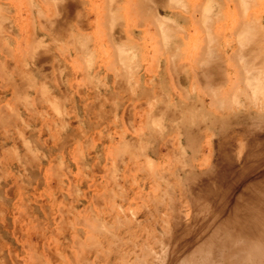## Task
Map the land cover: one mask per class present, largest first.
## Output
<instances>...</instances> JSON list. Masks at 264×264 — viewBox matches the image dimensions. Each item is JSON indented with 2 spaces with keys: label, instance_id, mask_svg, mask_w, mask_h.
<instances>
[{
  "label": "rangeland",
  "instance_id": "rangeland-1",
  "mask_svg": "<svg viewBox=\"0 0 264 264\" xmlns=\"http://www.w3.org/2000/svg\"><path fill=\"white\" fill-rule=\"evenodd\" d=\"M32 1L35 11L42 12L41 16L54 9L58 12L52 20H48L51 27L41 20L51 30L32 34L36 41L28 49L35 55H29L31 52L26 51L28 42H25L33 32L32 20L29 22L31 27L27 20L28 7L32 9L31 0H0V69L5 73L0 72L4 76V79L0 77V264H174V259L179 261L184 258L183 262L189 264L187 257L191 256L188 253H191L192 247L198 245V242L210 241L209 234L204 229L207 225L215 227L217 221L212 223L215 216L218 221H225L227 226L233 227L232 218L230 220L227 217L236 212V209L243 221L246 220L245 214L251 210L254 213L256 206L259 208L261 205L262 208H256L255 213L263 214L264 193L260 197L261 194L257 192L264 191L261 190L264 183V163L262 166L260 164L264 157L261 155L264 142L260 138L264 137V83L261 85L263 91H260L259 98L254 100L260 106L253 102L251 109H241L238 112L224 110L223 113L211 107L204 110L198 105L200 97L196 92L200 91L201 84H206L205 79L208 82L214 81L190 75L186 78L182 74V68L175 76L169 69L171 77L177 76L178 86L174 85L177 83L174 78L171 83L170 76H167L166 54L169 50L165 44L157 51L154 36L145 32L144 25L138 26L131 17H123L121 22L124 31L127 24L131 31H135L131 32L134 37L127 32L124 39L127 38L129 45L125 48L123 42L115 41L112 34L118 29V24L114 23V27L104 21L107 36L111 38L108 45L112 43L110 46L116 47L115 51L107 45L106 34L101 37L106 28L100 29V25L104 26V23L99 25L97 19L98 11L101 10L100 0H93L92 4H87L83 9L78 6L79 13L82 11L84 14L83 22H79L80 27L87 29L84 22L91 26L83 34L72 23H69L71 28L67 25L60 30L56 22L64 11L60 2ZM233 1L208 0L215 11L221 12L215 22L231 28L234 17L241 13L232 5ZM29 2L31 5H28ZM187 2V5L193 6L199 0ZM255 3H242L245 11L243 16L249 19V16L252 18L251 14L256 15L258 12L264 16V0H256ZM66 5L67 12L72 13L74 10L75 15L78 13L74 8L75 2ZM10 10L14 12L11 13ZM47 13L46 17L49 15ZM173 13L170 18H176L174 21L177 25L190 33L194 31L196 24L193 18L188 16L182 19L176 16L174 10ZM14 16H17L16 23L19 26L14 27ZM259 23L264 34V18H260ZM28 28H32L31 32ZM177 29L176 25L170 28L172 31ZM197 31L198 37L186 39L185 46L181 49V61L188 69L191 59L197 55L194 46L200 40V30ZM13 32L16 37L11 34ZM83 39L88 41L87 46ZM71 40H76L74 44H83L76 45V51ZM2 41H7L8 45L3 46ZM71 42L75 48L70 45ZM226 47L229 52L234 48L232 45ZM22 48L26 51L24 54ZM121 48L128 50L130 59L137 60H131L132 66L129 63L121 65L119 58L124 52ZM110 49L115 51L114 59L121 54L117 60L113 59L112 64L108 60L113 58ZM27 52L31 58H27ZM21 53L23 58L19 57ZM42 58L44 61L40 60ZM20 59L21 62L15 61ZM20 63L23 67L18 66ZM108 64L114 67L111 68ZM19 67L25 74L28 72L30 79L25 74L21 75L22 69ZM119 67L121 72L117 70ZM224 70L229 77L235 71L231 65L224 67ZM124 71L130 73L127 81L124 75L118 74ZM5 79L11 80L7 83ZM122 79L124 81L121 82ZM176 87L177 90L183 89L184 95L190 94L192 100L183 102L179 94H175ZM183 90L178 92L183 93ZM171 97L176 98L182 107L173 114L171 110L161 108L169 103ZM208 99V96H201L200 102L204 100L208 103ZM145 111L150 112L144 115L149 114L148 117L143 116ZM220 114L224 119H219ZM236 114L245 116H242L243 128H240L241 123L236 125ZM145 118L152 122V126L151 122H145ZM232 129H236V133L230 143V153H233L232 159L236 161L237 167L222 175L223 168L220 169L218 162L224 145L218 139L223 135H231ZM170 136L176 137L174 139L178 141H169L171 146L163 143ZM179 138H182L181 142ZM173 148L174 151L175 148L178 150L176 149L175 156L171 159ZM258 150L261 158L258 157ZM253 154H257V157ZM256 164L258 169H254ZM242 167H248V171ZM239 178L246 180L240 181ZM253 179H258L255 180L256 185L251 184ZM241 185L245 189L248 186L245 193ZM249 186L252 187V193L257 195L249 192ZM240 190L244 193L243 197L237 195ZM246 192L251 193V197L250 194L245 196ZM258 195L261 198L259 200L254 197ZM222 197L229 200L223 201ZM236 197L239 200L247 199L239 201ZM248 197L251 198L250 201ZM247 200L250 205L254 202L255 208L252 206L253 209H250L249 204H246ZM239 202H244L241 205H246V209ZM233 205L236 206L235 210ZM237 206L243 211L238 210ZM203 218L209 221L206 223L207 220ZM186 225L187 228L192 227L186 230ZM184 230L187 231V238L182 237ZM186 241L191 245L186 246ZM219 243L217 245L221 246V242ZM217 245L212 247L219 249ZM205 248L207 246H204L202 252H198L201 255L199 260L195 253L198 261L208 255ZM184 250L188 252L185 253ZM258 256L264 259V252L258 251Z\"/></svg>",
  "mask_w": 264,
  "mask_h": 264
},
{
  "label": "bare ground",
  "instance_id": "bare-ground-1",
  "mask_svg": "<svg viewBox=\"0 0 264 264\" xmlns=\"http://www.w3.org/2000/svg\"><path fill=\"white\" fill-rule=\"evenodd\" d=\"M24 1H26V0H24ZM52 1L53 2L55 1L56 3L60 2L63 5V7H64V11L65 12H67V5L66 4H71V3L75 2L74 8H75V11L78 12V13L75 15L74 14V10H72V13L71 12L65 13L63 11L62 14L60 15V17L57 18L56 22H57L58 26L60 27V30L66 28L67 25L70 27L69 23H72L73 25L78 26L79 31L82 32V33H80V32L79 33L83 34V32H85L86 27L85 28L80 27L81 24H79V22L80 21L83 22L84 14H82V11L79 13L78 6L80 8L82 7V9H83V7H86L87 4H90V3L92 4L93 0H78V2H76L74 0H52ZM195 1H197V0H195ZM27 2H28V0H27ZM31 2H32V9L28 7V16H29L30 19L27 17V20H29L28 23L30 22V20H32L31 22H32V25H33V29L32 28H30V29L28 28V30L31 32V29H32L33 32H31L30 34H31V36H33L32 34L34 32L35 33L38 32V31L47 32V29H50V28H48V27L46 28V26L43 25L42 23L46 22L48 24V20L49 21L52 20L54 15L57 16L58 12H56L55 9H54V11L51 10L52 13L50 11H47V12H49V15L50 14H52V15L51 16L47 15V17H48L47 18L45 15L48 14V13L46 12V14L44 13L45 15H42L43 17H46V18L42 19V18H40V17H42L41 14H40L41 11L37 13V11H35V9L33 8L34 7V4H33L34 1L31 0ZM244 2L245 3H251L252 5L256 4L255 3L256 0H234L232 2V5L235 6L238 9V12L240 11L241 13L238 16L234 17V19L232 21V24L230 26L231 28H229L227 26H224L222 23L215 22L216 20L218 21V18L221 15V12L219 10L215 11L213 9V6H212L213 4L211 5L210 3H208V0H206V1L199 0V2L195 3L193 6L192 5L191 6L187 5V3H188L187 0H124L123 2L121 0H100L101 10L98 11L97 19L99 20V25L102 24V22L104 23V21L105 22L108 21V23L112 24L113 26L116 23L118 24V29H115L112 32V34H114V36L116 38L115 41H122L123 42V46H125V48H126V45L127 46L129 45L128 40H126L127 38L124 39L126 34H128L127 32L131 33V32H135V31H133V30L131 31V28H129L128 24H127L128 27L126 28V31H124V29L122 27V22H121L123 20V17L124 16H126L127 18L131 17L134 21H136V24L138 26L139 25H141V26L144 25L143 29H145V32L148 33V34H151L152 37L154 36L153 37L155 39L154 47L157 48V51H160L162 49V46L164 47L165 44H166L165 46L169 50L168 53L166 52L167 53L166 54L167 55L166 58H167V64H168V66L166 65L168 70H167V68H166V70L169 73V75H167L168 77L170 76V72H169L170 70H172V72L174 73V76H175L176 73H177V75L179 74V70L180 69L184 68L181 71H182V74L183 73L185 74L186 78H187V76L190 75V76H193V77L199 78V79H201V78L204 79V77H207V79H212L214 81V82H208L205 79L204 81H206V82H204V83H206V84L205 85L201 84L202 87H201L200 91L198 90V92H196L197 95L200 97L199 100H198L199 107L202 106L201 108L204 109V110L206 108L209 109L211 107L213 109H216L218 112H223V113H225L224 110H229V111L232 110V112H238L241 109L249 110V109H251V107H253V106H250V105H253L254 100L259 98L258 95H260L259 93L261 91V88H263V87H261V85L264 83V78H263L264 77V34L261 31L262 30V25L259 23V19L260 18L261 19L264 18V16H262V13H260V12H258L256 15L251 14L252 18L249 16V19L246 18L245 16H243L245 14V11H243L242 3H244ZM28 5H31V3L29 2ZM4 9H5V11L7 10V12H9L8 9H6V8H4ZM4 9H2V10H4ZM29 10H31V11H29ZM88 10H89V7H88ZM173 10L175 11V14H176V16L178 18L180 17L182 19H185L188 16H190L191 18L194 19L196 26L193 27V29H194L193 32L190 33L189 31L184 30V28L182 29L179 25H177L175 23L174 20L176 18L175 19L170 18V17H172ZM263 10H261V12ZM10 11L12 13L13 10H10ZM223 11L225 12V10H223ZM235 12H237L236 9H235ZM224 15H225V13H224ZM34 16H35V19H34ZM229 19H231V18L229 17ZM9 20H10V18L7 21H9ZM12 20L15 22V23L13 22L15 24L14 27L16 25L19 26L18 23H16L17 16H14V18ZM41 20L44 21V22L41 23ZM214 22H215V24H214ZM105 24L106 23H104V26L100 25V29L101 28H104V29L106 28V30H104L105 33L104 32L101 33V37L105 36L104 34H106L105 41H108V43H107V45H108L109 42H111V41H109L111 38L109 39V37L107 36L106 32H108V31H107V27H105ZM123 24H124V22H123ZM213 24H214V26H213ZM48 25H49V27H51L50 25H52V24H48ZM84 25L87 26V29H88V27H91L90 25H87L85 22H84ZM174 25H176L179 29H177L175 31L170 30V28L173 27ZM29 26L31 27L30 23H29ZM82 26H83V23H82ZM109 28H111V27H109ZM3 29H5V28H3ZM10 29H11V27H10ZM75 29H77V28H75ZM5 30H8V29H5ZM146 30H148V32ZM179 30H181L182 33ZM197 30H200V40L194 46L195 50H196L195 52H196L197 55H195L191 59L190 68L188 69L187 66L185 68L186 64L181 61L182 58H180V57L183 54V53H181L182 52L181 49H182V46H185V40L186 39H188L190 37H193V36L198 37V31ZM12 31L13 30L11 29V32ZM19 31H21V30L19 29ZM8 32H10V30H8ZM14 32H15V30H14ZM14 32L11 33V34L14 35ZM71 35L74 36L73 33H71ZM71 35H69V38H70ZM76 36H79V35H76ZM131 36L134 37V34L132 35V33H131ZM14 37H16V36L14 35ZM30 37H28V40L25 41V42H28V43H26L27 45L26 44H24V45L29 46V45H32L34 41H36L35 40L36 39L35 36L31 37V39H30ZM85 37H87V35ZM88 39H89V37H88ZM97 39H99V38H96V40ZM3 40H5V39H3ZM83 40L85 41V39H83ZM112 40H114V39L112 38ZM71 41L73 42V44H74V41L76 43V40H71ZM89 41H91V40H89ZM6 42L5 43L3 42L4 44L2 43L3 46L5 44H7ZM38 42H40V41L38 40ZM72 42L70 44L71 46H73ZM87 42L85 41L84 44H86ZM92 42H93V39H92ZM78 44L79 43L74 44V45L76 46ZM82 44H83V42H81V45ZM87 44L85 46H87ZM111 44L112 43H110V45ZM24 45H23V47L25 48ZM45 45L47 46L48 44H45ZM110 45H108V46H110ZM227 45H232L234 47L231 52L227 51V48H228V47H226ZM30 47L31 46L26 47V48L30 49ZM41 47H43V46H41ZM111 48H112V50H113V48H114V50L116 49V47H111ZM222 48H224V49L221 50ZM29 49L26 50V51H28V52L30 51L31 52V50H29ZM84 49H87V48H84ZM2 50H3V48H2ZM22 50H23V48H22ZM112 50L110 49V51H112ZM14 51H16V50L14 49ZM24 51L25 50L22 51L23 54L26 52V51L25 52ZM76 51H77V46H76ZM115 51L114 52L112 51L113 58L112 57H111L112 59L110 58V56L112 55L110 53L111 54L109 56L110 59H108L110 61L109 63H111V64L113 63L114 60H117L119 58V56H121V54L118 55V57L116 55V57H115L116 59H114ZM121 51L122 52L124 51L123 55L119 58L122 61V64H121L122 66L125 65V64H128V63H129L130 66H132V61H137V60H134L135 58L133 60L130 59V56L128 55L129 54L128 50H124L123 48H121ZM28 52L26 53L27 54V58H29V57L31 58V56L28 57ZM32 52L29 55H35L36 54L34 52H33L34 54H32ZM22 53L19 56V57L22 56L21 58H23V54ZM37 53H39V52H37ZM158 55H159V52H158ZM14 57L19 59V57H16V56H14ZM32 59H34V58H32ZM21 60L22 59H20V61H17V60H15V61L16 62H21ZM40 60L44 61V58H42ZM156 62H155V66L154 67H156V65H157ZM20 65H22V67H23V64L20 63L18 66H20ZM108 65L111 66V68L114 67V65H110V64H108ZM230 65L234 67L235 71H234V73L230 74V77H229L228 76V72L224 70V67H227V66H230ZM118 66L116 68H118ZM16 67H12V68L16 69ZM8 68L11 69V67H8ZM19 68H18V70H19ZM21 69L22 68H20V70ZM29 69H27V71ZM119 69H117V70L121 72V68L120 67H119ZM18 70H17V72H18ZM1 71H2V69H0V72ZM2 72H3V74H5L4 71H2ZM12 72L16 74V72L14 70H12ZM22 72H21V75L25 74V71H23V69H22ZM114 72L117 73L116 70ZM26 73L28 74V72H26ZM3 74L0 75L1 78L4 77ZM6 74H7V72H6ZM27 74H25V75H27ZM118 74H120L121 76L124 75V77H125V79L127 81V78L129 76L128 74H130V73L124 71V73L123 72L122 73L118 72ZM118 74H116V75H118ZM174 76L173 77L170 76L171 83L173 81L172 78L175 79L174 81L178 80V79L176 80L177 76L176 77H174ZM27 77H28V75H27ZM124 77H122V78L124 79ZM157 77L159 79V76H157ZM22 78H23V76H22ZM2 79H4V78H2ZM6 79H7V76H6ZM6 79H5V82L7 81ZM28 79H30V78L28 77ZM123 79L121 80V82L124 81ZM10 80H8L7 83ZM25 80H26V78H25ZM2 82H3V80H2ZM7 83H6V85H7ZM138 84H139V82H137V85ZM154 84H156V83H154ZM174 85L178 86V81H177V83L175 82ZM174 85H173V88L175 89ZM181 85H179V86H181ZM190 85L192 87L193 83L190 84ZM147 87H146V89H147ZM177 89L178 88L176 87V90H174L175 94L176 93L179 94L178 96L183 102H186L187 100H192V97H191L190 94L184 95L185 93H184L183 89H179V90H177ZM152 90H153V88H152ZM181 90H183V93L178 92V91H181ZM145 94H147V93H145ZM193 95L194 94H192V96ZM201 96H208L209 97L208 100H210V101L208 103H205L204 100H201V102H200ZM195 101H197V100H195ZM168 104H165L163 107L161 106V108H162V110H164V109L168 110V111L171 110L170 111L171 114H173V112H178V110H180L182 108L181 105L177 103V99L174 98V97H171V100L169 101ZM255 104H257V103H255ZM257 105L260 106V103L257 104ZM255 107H256V105H255ZM256 109H259V108L256 107ZM146 112L150 114L149 111H145V113H143V116L146 114ZM149 114H147V115H149ZM146 116H144V117H146ZM237 116H238V118L236 120V125H238L239 123L243 122L244 121L243 117H245L244 115H239V114ZM214 117L216 118L217 116H214ZM218 117H219V119H224V118H222L223 117L222 114L218 115ZM158 119H159V116L157 117V120ZM157 120H155V122ZM143 121H144V119H143ZM145 122L150 124L151 121H147L146 118H145ZM246 122H248V121H246ZM148 124H146L147 127L149 126ZM142 125H143V122H142ZM146 125H144V126H146ZM150 125L152 126V122H151ZM243 126H244L243 123H241L240 124V128H243ZM235 130L236 129H232L231 130L232 131L231 135H229V136L223 135V136H221V138L218 139V142L220 144L223 143L222 145H224V146H222L223 150L220 153V154H222L221 155V160H220V162H218V163H220L219 164L220 165V169L223 168L222 175H224L226 173H229L230 171L234 170V168L237 167L236 166V161H234L232 159V154L233 153H230V151H231L230 143L233 142V139H234L233 137H234V135L236 133ZM241 131H243V130H241ZM250 132L254 133L253 131H250ZM174 138H176V137H174V136H170L169 138L167 137V138H165L163 143H165L167 145L169 143V141L172 143L171 140H174V142L176 143L177 139L175 141ZM260 138H261L262 142H264V137H260ZM181 141H182V138H179V142H181ZM171 143H169L170 146H171ZM131 145H132V143H131ZM174 145H176V144H174ZM174 145L172 147H174ZM176 146H179V145H176ZM182 148H183V146H182ZM176 149L177 148H175V151H174V148H173V150L171 149V152H172V155H173V156H170L171 159L175 156V152L178 150V149L177 150ZM259 150L257 151V154L259 153ZM173 152H174V154H173ZM239 152H240V150H239ZM178 153L179 152H177V154ZM254 153H256V151ZM164 154H166V153H164ZM177 154H176V158L178 156ZM257 154H253V155L254 156L256 155V157H257ZM259 154H258V157H259ZM261 155H262V157L264 156V151L261 153ZM206 157L209 158V155L207 156V153H206ZM137 158H138V156H137ZM179 158H180V156H179ZM259 158H261V157H259ZM255 159H257V158H255ZM262 160H263V162H261V163L258 162L257 163L259 165V167H261L263 165L262 163H264V157H263ZM174 162H175V160H174ZM259 163L261 164V166H260ZM258 165H257V167L254 166V169L255 168L258 169ZM247 168H243V169L247 170ZM250 169L253 170V167H250ZM262 171H264V170H262ZM170 175H171V173H170ZM171 178H173V176ZM240 179L243 180L244 178H239L238 180H240ZM258 179L260 181V178H258ZM258 179H255V180L257 181ZM244 180H246V179H244ZM255 180H254V182L249 181V183L251 182V184H253V183L255 184L256 183ZM235 181H236V179H235ZM235 181H234V183H235ZM236 186H238V185H236ZM244 186H246V185H244ZM247 187L248 186H246V189H247ZM253 187L255 188L256 186H253ZM262 187L263 188L262 189L260 188V189L264 190V183H263ZM243 188L240 187V189H242V190H243ZM249 188H250L249 189V192H250L252 190V187L249 186ZM246 189L244 188V191H243L244 193H245ZM260 189H258V191ZM229 190L231 191V189H229ZM229 190H227V192ZM253 191H255V190L253 189ZM243 192L242 191L240 193L237 192L238 193L237 195L238 196L241 195L243 197L244 196ZM242 193H243V195H242ZM251 193H252V191H251ZM251 193H249L250 197H251ZM255 193H256V191H255ZM257 193L258 194L260 193L261 195L260 194L259 195L261 197V196H263L264 191L262 193L261 192H257ZM257 193L256 194L252 193V194L253 195H257ZM228 194H230V193H228ZM246 194H247V192H246ZM246 194H245V196L249 195V194H247V195ZM253 195H252V197H253ZM259 195L258 196H254V197H258L257 199L259 200V199H261V198H259ZM223 196L226 197L228 195H224L223 194ZM225 197H222L223 201H224V199H226ZM236 198H238V197H236ZM236 198H234V199H236ZM241 199L242 200H239V198H238L239 201H243V200L245 201L247 199V197H246V199L245 198H241ZM248 199L250 201L251 198L248 197ZM252 199L255 200L254 198H252ZM257 199H256V201H257ZM226 200H229V198L226 199ZM238 200H237V202H238ZM221 201H219V203ZM249 201L246 202V204H249L248 206L251 207L250 209L255 208L254 207L255 206L254 202L252 203V205H250ZM256 201H255V203H256ZM235 202H236V200H235ZM235 202H232V203H234V205H238V203L235 204ZM241 203H244V202H241ZM241 203L239 205H241ZM258 203L259 202L257 201L256 204L258 205ZM234 205H233V207H235V208H233V209L235 210L236 206H234ZM262 205H263V203H262ZM217 206H219V204ZM252 206H253V208H252ZM239 207L240 206H237L238 210H241V209H239ZM244 207L246 209V205ZM260 207L262 208L261 205L259 206V208ZM228 208H229V205H228ZM256 208H258V207L256 206ZM224 209H226V207ZM224 209H223V211H224ZM255 209H254V213H253L252 210H251L252 213H250L251 211L249 210L250 212H248V214L244 211V214L245 213L247 214V215L245 214L246 218L244 217V219H246V220H244V221L241 218H239L240 217V215H239L240 213H237L238 211L236 209L235 210L236 212L232 213L230 216L227 217L228 219L232 218V220L231 219L230 220L233 221V227L230 226V225L227 226L225 221H218L217 216H215V219L213 221L210 220V222L212 221V223L217 221L215 227L212 228L211 226L207 225V227H205V229L207 228L206 230L204 228H202V229H204V231H207V233L209 234L208 238L210 239V241L198 242L199 244L198 245L196 244V246H195L196 248L194 246L193 247L191 246L192 247V251L190 250L191 253H188L189 255L191 254V256H188L189 258L187 257V260L189 259V261H190L189 264H264V259L262 257L258 256V251L261 250V251L264 252V211H263V214L260 213L259 210L257 211L259 213H255V211H256ZM234 210H232V211H234ZM241 211H243V209ZM260 211H261V209H260ZM224 214L225 213L223 212V215ZM261 214H262V216H261ZM191 217H193V215ZM191 217H190V219H191ZM206 218H208V216ZM209 219H211V218H209ZM233 219L234 220L236 219L237 221L234 222ZM206 220L205 221L207 223L209 220L208 219H206ZM199 221H200V219H199ZM205 221H204V223H205ZM178 222L181 223V221H178ZM206 223H205V226H206ZM228 223H230V222H228ZM254 224H257V226L254 225ZM202 225H203V222H202ZM191 227H192V225H191ZM191 227L189 226L187 228V225H186L185 229L189 230ZM228 227H232V228L228 229ZM251 228H253V229H251ZM175 229H176V227H175ZM176 231H177V229H176ZM186 234H187V231L184 230V233H183L182 237L185 238ZM204 235H205V233H204ZM199 236H201V235H198V237ZM182 237H181V239H182ZM203 239H205V237ZM179 240H180V238H179ZM188 242L186 241V243H187L186 246L187 245H191V244H188ZM219 242H221V246L217 245ZM216 245L218 247H220V248L216 249L217 247L216 248L212 247V246L215 247ZM172 246H173V244H172ZM204 246H207V249L205 248L204 251H206V253H208V255L205 253L206 254L205 259L202 258V260L198 261L200 259V256H201V255H199L200 253H198V252L201 251L204 248ZM189 248H190V246H189ZM193 248H195V249H193ZM175 251H173V252H175ZM150 252L152 253L151 249H150ZM176 252H175V255H174L175 257H177L176 256L177 255ZM184 252H185V250H184ZM186 252H188V251H186ZM185 253H184V256H185ZM195 253L197 254V257H199L198 260L195 257ZM170 254H171V251H170ZM116 255H117V253H116ZM181 258H182V256H180V259ZM183 260H185V258ZM183 260L177 261V259H174L173 261H174V264H181V263L183 264L184 263ZM170 264H173V263H170ZM184 264H187V262H185Z\"/></svg>",
  "mask_w": 264,
  "mask_h": 264
}]
</instances>
